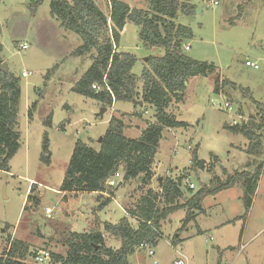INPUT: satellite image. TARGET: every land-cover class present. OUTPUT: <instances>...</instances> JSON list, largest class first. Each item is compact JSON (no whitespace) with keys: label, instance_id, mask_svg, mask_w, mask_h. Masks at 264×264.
Returning a JSON list of instances; mask_svg holds the SVG:
<instances>
[{"label":"rangeland","instance_id":"rangeland-1","mask_svg":"<svg viewBox=\"0 0 264 264\" xmlns=\"http://www.w3.org/2000/svg\"><path fill=\"white\" fill-rule=\"evenodd\" d=\"M109 1L95 0L106 15ZM124 1L131 8H148V0ZM217 2L216 6H210L206 0H190L196 6L194 14L179 13L176 18L177 23L192 31V39L185 44L189 46L187 55L214 64L215 71L206 77L191 78L183 102L171 106L177 121L188 126L163 132L151 169L154 176L162 179L189 178L196 193L203 186L213 189L227 175L254 171L262 164L251 208L246 215L243 188L237 182L220 194L205 197L186 226H183L186 209L170 214L161 221V238L150 247L154 256L148 255V249H140L128 257L129 264H173L179 254L187 258V264H264V133L262 155L255 158L254 166L246 168L254 159L245 152L248 141L226 129L249 123L256 112L255 104L264 105V0ZM31 7L27 0H0L1 61L6 63V71L19 78L21 88L17 114L20 147L9 161L10 172L0 171V252L10 241L17 240L28 246L30 253L48 250L65 256L68 250L65 241L71 230L85 232L88 224H99L101 230L103 222L115 224L125 216L118 200L102 207L107 198L80 194L79 201L72 199L70 193L61 198L58 189L75 142L80 140L98 151V140L112 114L132 106L119 102L114 107L116 112L106 108L100 118L101 104L74 93L71 89L91 66L92 59L89 55H72L82 41L59 26L50 14L49 0H43L34 11ZM20 44H26L28 49L20 51ZM119 49L136 57L132 73L137 77L146 58L161 57L164 53L161 48H144L138 28L131 23L122 33ZM247 61L256 63L258 69L246 66ZM23 71L29 73L28 77H21ZM217 79L219 93L215 91ZM225 102L230 103L231 110L219 108ZM32 105L35 109L29 120L27 111ZM145 110L147 114L141 112L139 117L143 116L148 123L154 112L150 107ZM49 116L51 126L45 127L43 122ZM45 133L50 166L40 161ZM196 147L198 159L209 162L202 167L191 166ZM121 178L120 172L113 177L116 186H107L117 187L116 196L124 191V187L118 188ZM28 179L39 185L32 194L39 204L30 202L24 210L26 191L30 188ZM157 187L155 182L154 188ZM182 189L187 194L184 183ZM137 193L134 189L123 195L124 203L128 202L125 210L132 209ZM129 221L132 226L137 225L130 218ZM111 238L106 236L105 244L116 248L117 240ZM24 264L38 263L30 254Z\"/></svg>","mask_w":264,"mask_h":264},{"label":"trees","instance_id":"trees-1","mask_svg":"<svg viewBox=\"0 0 264 264\" xmlns=\"http://www.w3.org/2000/svg\"><path fill=\"white\" fill-rule=\"evenodd\" d=\"M43 0H36L32 10H36ZM50 14L59 26L78 35L82 44L72 55L83 57L89 55L92 64L79 82L71 89L74 93L96 101L103 108H110L115 103H133L141 101L142 106L153 109L150 121L136 139L127 138L122 116H112L105 133L101 137L99 150L88 144L76 141L68 165L65 169L58 191L61 193H107L109 197L103 206L110 202L116 188H108L107 182L116 174L122 173L121 186L131 180H140V190L145 192L134 207L127 211L136 226L128 218L118 223L105 222L102 231L95 224L89 231L71 232L65 243V256L51 253V264H129L128 257L139 250L142 244L155 246L162 234L160 222L180 209L187 213L183 226L194 218V210L207 196H214L228 190L237 182L243 188V203L248 214L260 179L262 164L254 171L244 170L234 175H227L225 181H218L213 189L202 187L196 193L187 188V196L182 189L183 177L176 180L162 179L159 193L149 189L154 173L151 169L159 149L163 132L166 129L186 128L185 122L177 121L170 111L172 105L183 102L186 84L191 78L206 77L215 71L212 63L201 62L189 57L185 44L193 37L189 27L176 22L178 14L190 16L196 6L190 0H148V8H131L124 0H110L109 14L106 15L95 0H49ZM138 28V38L144 48H161V57L149 56L139 77L132 73L137 62L134 55L117 51L121 32L126 24ZM2 45L0 44V66ZM95 54L91 56V53ZM224 81L221 82L223 84ZM141 83V89L138 85ZM231 83V82H230ZM219 79L215 81V91L219 93ZM95 86L97 89H92ZM21 96L20 80L8 71H0V171L10 172L9 161L20 147V133L17 128V114ZM136 108L142 106L133 103ZM256 112L249 123L226 127L234 134H240L248 141L246 154L257 162L263 153L264 105L256 103ZM35 105L27 116L30 120ZM51 126L49 116L43 122ZM40 161L45 166L51 164V154L46 133L43 136ZM198 160L197 147L192 153L191 166H203ZM38 184H31L26 196V204L39 200L33 197V190ZM182 201V202H180ZM245 215V216H246ZM106 236L119 241L117 248L105 244ZM10 248L7 249V245ZM0 252V264H24L28 255H34L28 246L20 241H10Z\"/></svg>","mask_w":264,"mask_h":264},{"label":"crops","instance_id":"crops-1","mask_svg":"<svg viewBox=\"0 0 264 264\" xmlns=\"http://www.w3.org/2000/svg\"><path fill=\"white\" fill-rule=\"evenodd\" d=\"M126 26H127V24L125 25V27H124V29H123V31L125 30V28H126ZM123 31L121 32V36H122V33H123ZM117 51H120V49H119V47H118V50ZM120 52H123V51H120ZM131 104V106H132V109L130 108V109H125V110H117L118 111V114H112V116H115V117H120L121 115H123L121 118H122V120H123V122H124V131H123V133H124V135L127 137V138H130V139H136V138H138L139 136H140V134H141V131L142 130H144L145 128H146V125L149 123H147V122H145L144 120H146V119H144L143 118V116L140 118L139 117V115L141 114V112H144V109H145V107H148V106H142V108H136L135 106H134V104L133 103H130ZM117 105V103H113L112 104V106L110 107V109H112V110H115V111H113V112H116V109H114V107ZM66 108H67V105H66ZM68 109V108H67ZM146 111V110H145ZM140 113V114H139ZM111 116V117H112ZM108 126V125H107ZM167 131H169L170 129H166ZM166 130H164V131H166ZM166 131V132H167ZM127 132H131V134H130V136H128L127 135ZM198 160H200V159H198ZM200 161H203L205 164H207V163H209L208 161H205V160H200ZM175 170H177L176 169V167H175ZM155 178H157V181H151L150 182V185L148 186V188L149 189H151V190H153L154 192H156V193H159L160 191H161V183L162 182H159V179L161 178L162 179V177H156V176H153V179H155ZM152 179V180H153ZM121 180V179H120ZM62 182V181H61ZM155 182H157L158 183V187L157 188H154V183ZM32 183H35V181H33V180H29L28 179V186L30 187L31 186V184ZM121 183H122V181H119V183H118V188H120V187H124V191L120 194V195H118V196H116V194H117V192H115L116 190H117V187H116V189H115V191H114V194H113V196L110 198V202L109 203H111L112 201H115V200H118V201H120V203H121V209L123 210V212L125 213V216L124 217H126V218H128L129 219V216H128V213H127V211L130 209V208H128V209H126L125 210V206L128 204V202H126L125 201V203H124V198H123V195L127 192V190H129V191H134V189H137L138 190V197H137V200L134 202V205L136 204V202L138 201V199L141 197V195H143V193L145 192V189H143V190H140V185H141V181H129V182H127L126 184H124V185H122L121 186ZM60 186V185H59ZM128 187H130V188H128ZM188 188V187H187ZM27 194H28V192H29V190H28V188H27ZM221 192H219L218 194H220ZM27 194H26V196H27ZM61 194V195H60ZM67 194H69V193H59V196L61 197V198H63V197H65V196H68ZM75 194H77L78 195V197H74L75 196ZM80 194H89V195H91V196H97V198L96 199H98V197L99 198H108L109 197V195L107 194V193H70L69 195H71L72 196V199H74V198H78L79 199V201L82 199V197L80 196ZM217 195V194H216ZM131 200V199H130ZM108 203V204H109ZM127 203V204H126ZM108 204H106V205H108ZM105 205V206H106ZM134 205L132 206V207H134ZM102 207H104V206H102ZM200 208H201V206H200ZM78 213H79V216H82V214H83V212L81 211V210H79L78 211ZM77 213V214H78ZM124 217H122V218H124ZM121 218V219H122ZM120 219V220H121ZM119 220V221H120ZM118 221V222H119ZM105 222H107V221H105ZM105 222H103V223H105ZM117 222V223H118ZM109 223V222H108ZM116 224V223H115ZM72 225V224H71ZM95 225V224H94ZM93 225H91V226H89V224H88V226H87V228L88 229H84V231L86 230V231H89L90 230V228L92 227ZM160 232H161V222H160ZM99 230H100V228H99ZM100 231H102V229L100 230ZM71 232H74L73 230H71ZM75 233H82V232H75ZM162 233V232H161ZM179 237V236H178ZM177 237V239L179 240V238ZM111 239H113V238H111ZM117 242V247H118V244H119V241H116ZM116 247V248H117ZM138 251H140V250H138ZM183 258L184 256L183 255H178V258ZM177 258V259H178ZM184 259H186V262H187V258L186 257H184Z\"/></svg>","mask_w":264,"mask_h":264},{"label":"built area","instance_id":"built-area-1","mask_svg":"<svg viewBox=\"0 0 264 264\" xmlns=\"http://www.w3.org/2000/svg\"><path fill=\"white\" fill-rule=\"evenodd\" d=\"M206 2L208 3V5L210 6H216L218 4L217 0H206ZM19 50L22 52H25L28 49V46L26 44H20L18 46ZM185 51L189 50V46H185L184 47ZM246 66L248 67H252L253 69H258V65L254 62H250L247 61L246 62ZM29 73L27 72H21V77L22 78H26L28 77ZM92 89H97L95 86H92ZM220 109H224V110H231V105L229 102H225L223 105L219 106ZM140 114V113H139ZM144 114H147V111H144ZM189 148V147H188ZM117 176V174L115 175ZM183 183L185 186H187L190 190H193L195 188L194 184L191 183L189 181V178H186L183 180ZM107 186L109 187H115L116 186V182L114 181L113 177L111 179L108 180L107 182ZM47 211H49V209H47ZM7 249L10 248V244L7 245ZM151 246L147 245V244H142L140 249H148V255L149 256H154V252L150 249ZM139 249V250H140ZM6 257H3L2 259V263L4 264ZM33 260L38 263V264H51V253L48 250H39L34 252L33 255ZM153 264H157L156 262H154ZM173 264H187L186 259L183 258H178L176 261H174Z\"/></svg>","mask_w":264,"mask_h":264},{"label":"water","instance_id":"water-1","mask_svg":"<svg viewBox=\"0 0 264 264\" xmlns=\"http://www.w3.org/2000/svg\"><path fill=\"white\" fill-rule=\"evenodd\" d=\"M29 3H30V5L31 6H33L34 7V5H35V1L36 0H27ZM147 58L144 60L145 62H147ZM0 71H2V72H6V63H3L2 65H1V67H0ZM133 103H136L137 105H139V106H142L143 104H142V102L141 101H134ZM106 111V108H103V109H101V111L99 112V114H98V116L100 117V118H102V116H103V113ZM101 142V138H99V140H98V143H100ZM162 181V179H159V182H161Z\"/></svg>","mask_w":264,"mask_h":264}]
</instances>
